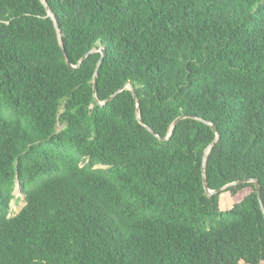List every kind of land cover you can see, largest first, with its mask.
<instances>
[{"label": "trees", "instance_id": "1", "mask_svg": "<svg viewBox=\"0 0 264 264\" xmlns=\"http://www.w3.org/2000/svg\"><path fill=\"white\" fill-rule=\"evenodd\" d=\"M45 1L74 68L0 0V264H264L255 185L201 172L264 206V0Z\"/></svg>", "mask_w": 264, "mask_h": 264}, {"label": "water", "instance_id": "2", "mask_svg": "<svg viewBox=\"0 0 264 264\" xmlns=\"http://www.w3.org/2000/svg\"><path fill=\"white\" fill-rule=\"evenodd\" d=\"M41 1H42V3L44 4V6H45V8H46V10H47V15H48V16H51L52 19L54 20V25H55V29H56V32H57V37H58L59 45H60V48H61V50H62V53H63V55H64V57H65V59H66V62H67V64H68L70 67L74 68L75 66H73V65L71 64V62L67 59V56H66V53H65V49H64V45H63V42H62L61 32H60L59 26H58V24H57V22H56V19H55L54 16L52 15V13H51V11H50V8H49V6L47 5L46 1H45V0H41ZM96 50H98V49H94V50H92V51H96ZM92 51H90V52H92ZM99 51L101 52V58L99 59V61H98V63H97V67H96V69H95V73H94V78H93V89H94V91H95V88H96V76H97L98 66H99V64L101 63V60H102V57H103V54H104V50H103V49H100ZM129 88H131V87H129ZM134 95H135V94H134ZM136 117H137V120H138L141 124H143V125H144V126H145V127L151 132V133H154V131H153L149 126H147L145 123L142 122V119H141V117H140V112H139V107H138V106H137V108H136ZM182 117H183V116H179V117H177V118H175V119L173 120V122L171 123L170 130H169L168 135H167L166 137L161 138V139H167V138H169V136H170V134H171V131H172L173 127L176 125V123H177ZM210 125H211L212 128H214V126H213L212 124H210ZM216 133H217V132H216ZM156 136H157V135H156ZM158 137H159V136H158ZM159 138H160V137H159ZM210 146H211V145H209V146L204 150V152H203V160H202V165H201L202 179H203V184H204V188H205L206 192H207L208 194H213V193H216V192L220 191L221 189H223V188H225V187H227V186L236 185V184H240V183H244V182H252V183L255 185V187H256V189H257V191H258V196H259L260 206H261L262 211L264 212V206H263V204H262V202H261V199H260V188H259V183H258V181H257L256 179H247V178H245V179H241V180L233 181V182H230V183H228V184H226V185H224V186H222V187H220L219 189H216V190H211V189L208 188L207 183H206V177H205V160H206V156H207V153H208V151H209ZM17 186H18V185H17Z\"/></svg>", "mask_w": 264, "mask_h": 264}, {"label": "rangeland", "instance_id": "3", "mask_svg": "<svg viewBox=\"0 0 264 264\" xmlns=\"http://www.w3.org/2000/svg\"><path fill=\"white\" fill-rule=\"evenodd\" d=\"M61 125H57V130L59 128H61ZM24 200H23V196L19 190V186L16 185L15 189H14V199L11 201L10 203V209H11V215L16 214L17 212L20 211V209L24 206Z\"/></svg>", "mask_w": 264, "mask_h": 264}]
</instances>
